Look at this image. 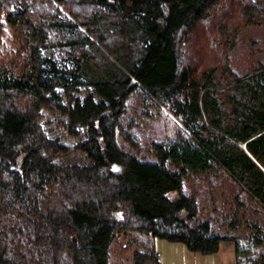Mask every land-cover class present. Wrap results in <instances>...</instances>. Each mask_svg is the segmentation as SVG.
Segmentation results:
<instances>
[{
  "label": "trees",
  "instance_id": "trees-1",
  "mask_svg": "<svg viewBox=\"0 0 264 264\" xmlns=\"http://www.w3.org/2000/svg\"><path fill=\"white\" fill-rule=\"evenodd\" d=\"M230 5L0 0V264H110L122 230L203 254L229 241L235 264H264V64L239 75L217 55ZM82 87L94 94L61 102L57 89ZM133 96L145 119L166 108L179 122L148 141L153 160ZM45 111L85 132L73 147L88 163L58 162L71 148L48 135ZM217 170L232 189L201 211L196 192L215 188ZM156 253L130 258L161 264Z\"/></svg>",
  "mask_w": 264,
  "mask_h": 264
},
{
  "label": "rangeland",
  "instance_id": "rangeland-1",
  "mask_svg": "<svg viewBox=\"0 0 264 264\" xmlns=\"http://www.w3.org/2000/svg\"><path fill=\"white\" fill-rule=\"evenodd\" d=\"M229 1L232 5L225 7L228 8L225 14L228 28L223 35L226 38L227 34H229L230 37H227L224 48L222 46L221 50L217 49V55L219 56L220 54L223 60L227 61L228 67L240 75L260 64H264V0ZM254 2L260 3L263 9L252 6L251 4H254ZM54 4L57 3L55 2ZM242 6H247L248 9L243 10L241 9ZM255 11L260 12L255 15L258 17L256 19L254 17L248 19V16H254ZM14 47H12L13 50L15 49ZM205 60L207 61V55ZM57 91L60 94L61 102L67 107H70L75 99L82 100L84 97L94 94L89 87H82L78 92H64L62 89H57ZM138 106H140L139 98L138 96H133L128 103L127 111L130 115L138 117L140 121L145 122L147 125L146 129L136 126L135 136L141 148V154L145 152L146 155H143L146 159L153 160L155 157L150 152V149L149 152L147 151L150 145L148 141L158 135L170 136L174 129L179 126V122L177 118L171 116L166 108L160 111L161 117L157 115L154 118L145 119L142 113L139 114ZM44 120V127L47 129L48 135L59 138L61 142L71 148L68 154L58 159L59 163L86 164L89 162L84 153L77 151L73 147L85 137L83 130L78 136L69 134L66 129L64 116L54 115L47 111H45ZM213 181L215 188L210 185L208 191L204 193H201V190L196 192L201 211L219 208L218 203L226 202V190L232 189V186L227 183V178L221 171L217 170ZM192 185L195 187L196 183ZM212 227L213 231L219 235H226L228 232L226 223H223V220L220 223L218 220L212 219ZM241 229H243L242 226L240 227ZM240 230H233L232 234L238 235ZM135 248L157 252L161 264H235L233 243L229 241H220L217 251L203 254L197 251H189L179 242H170L128 230H122L118 233L116 243L110 254V264H132L130 254Z\"/></svg>",
  "mask_w": 264,
  "mask_h": 264
},
{
  "label": "built area",
  "instance_id": "built-area-1",
  "mask_svg": "<svg viewBox=\"0 0 264 264\" xmlns=\"http://www.w3.org/2000/svg\"><path fill=\"white\" fill-rule=\"evenodd\" d=\"M155 260L159 261V254L158 253H156Z\"/></svg>",
  "mask_w": 264,
  "mask_h": 264
},
{
  "label": "water",
  "instance_id": "water-1",
  "mask_svg": "<svg viewBox=\"0 0 264 264\" xmlns=\"http://www.w3.org/2000/svg\"><path fill=\"white\" fill-rule=\"evenodd\" d=\"M242 147L245 149L244 145H242ZM111 168H113V166H111Z\"/></svg>",
  "mask_w": 264,
  "mask_h": 264
}]
</instances>
